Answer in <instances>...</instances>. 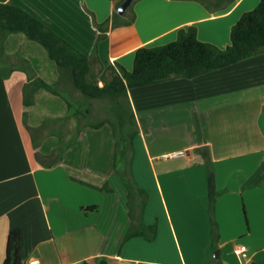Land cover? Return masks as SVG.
Segmentation results:
<instances>
[{"label":"crops","instance_id":"obj_1","mask_svg":"<svg viewBox=\"0 0 264 264\" xmlns=\"http://www.w3.org/2000/svg\"><path fill=\"white\" fill-rule=\"evenodd\" d=\"M123 1L0 3L26 10L86 56L94 53V65L105 69L116 63L128 71L137 49L168 44L188 26H195L199 41L225 49L231 27L259 3L234 0L209 11L196 0H135L133 21L127 24L132 16L127 9L119 15L120 25L112 27V15ZM106 20L105 36L98 40L96 25ZM0 48V59L10 63L5 67L0 61V264L12 231L19 232L20 264L32 259L42 264H264V170L259 169L264 53L194 79L128 90L138 128L131 175L136 189L146 194L143 224L155 225L156 233L152 241H125L131 207L114 171L110 125L76 132L66 102L45 89L34 93L33 105L24 106L29 74L67 100L62 89L72 86L44 48L23 33L7 35ZM76 133L61 158L52 155ZM202 148L208 149L215 174L217 260L207 168L197 152ZM177 152L185 155L174 157ZM133 200L137 204L140 198ZM238 246L246 248L245 259L236 258Z\"/></svg>","mask_w":264,"mask_h":264},{"label":"trees","instance_id":"obj_2","mask_svg":"<svg viewBox=\"0 0 264 264\" xmlns=\"http://www.w3.org/2000/svg\"><path fill=\"white\" fill-rule=\"evenodd\" d=\"M209 11L223 9L234 0H196ZM127 12L132 13V6ZM118 14L112 15V27L120 24ZM134 15L127 24L131 23ZM109 20L97 24L100 31L98 40L104 38ZM12 33H23L28 39L41 45L53 61L59 76L68 80L72 87L88 100L108 99L110 101L109 116L97 123L80 124L89 110L83 113L73 108L72 102L62 96L53 85L46 84L39 78H32L23 86V105H33L34 93L45 89L51 94L60 96L66 102L75 124L76 132L83 127L97 129L104 124L110 125L115 139L114 171L119 176L129 199V208L136 195L140 198L134 210L130 208L131 225L125 241L134 237H143L152 241L155 237V225H144L141 215L146 203V194L135 187L131 175L133 159V139L138 132L136 118L128 98V90L157 84L173 79H194L207 73L234 65L258 54L264 53V0L251 11L243 13L231 27L230 44L225 49L201 42L197 39L195 26H188L177 31L176 39L157 47H141L136 50L132 70L128 71L119 64L108 65V79L102 73L92 76V65L95 64L94 53L86 56L68 43L63 37L49 28L42 21L26 10L7 3H0V40ZM1 50V48H0ZM27 63V61L25 62ZM29 68L26 66L25 69ZM13 68L8 70V73ZM102 85L99 86L98 82ZM77 133L65 145H59L52 155L61 158L62 153L72 146ZM207 168L208 212L211 221V240L213 250L219 241L218 226L214 220L216 200L215 174L207 148L197 149ZM49 163V162H48ZM47 163V164H48ZM52 163V161L50 162ZM49 165V164H48ZM106 188V186H105ZM137 209V210H136ZM19 232L9 233L6 244V255L3 264H20ZM99 264V263H97Z\"/></svg>","mask_w":264,"mask_h":264},{"label":"rangeland","instance_id":"obj_3","mask_svg":"<svg viewBox=\"0 0 264 264\" xmlns=\"http://www.w3.org/2000/svg\"><path fill=\"white\" fill-rule=\"evenodd\" d=\"M0 61H4L3 59H0ZM4 66H9L10 63L8 62H3ZM104 74L105 78L108 79L110 76V72L98 67L96 65H92V71H91V75H97V79H99L100 74ZM64 82L66 85H70V83L68 82V80L64 79ZM98 85L101 86L102 83L99 81ZM72 86V85H71ZM70 88V86H69ZM63 91H65V95L66 97L69 99V101H72V105L73 108H77V110L81 113L84 112L85 109L89 110V114L88 116H86L85 119H81L80 120V124H86V123H97L107 117H110L109 115V106H110V101L108 99H101V100H88L86 98H84L78 91H76L73 87H71L70 89L63 87L62 89ZM260 170H264V160L262 161V165L259 168ZM259 170V171H260ZM237 177L241 176V174L239 172H237ZM131 203V207L135 208L136 204L133 200L130 201ZM135 205H133V204ZM214 252V251H213ZM213 256V253H212ZM238 259V257H236ZM231 259L234 261L235 260V256L232 255Z\"/></svg>","mask_w":264,"mask_h":264},{"label":"water","instance_id":"obj_4","mask_svg":"<svg viewBox=\"0 0 264 264\" xmlns=\"http://www.w3.org/2000/svg\"><path fill=\"white\" fill-rule=\"evenodd\" d=\"M135 0H124L119 6L116 8V13L120 16L124 15L126 10L133 4ZM213 258L218 259L219 258V249L214 250L213 252ZM99 264H106L104 260H102Z\"/></svg>","mask_w":264,"mask_h":264},{"label":"built area","instance_id":"obj_5","mask_svg":"<svg viewBox=\"0 0 264 264\" xmlns=\"http://www.w3.org/2000/svg\"><path fill=\"white\" fill-rule=\"evenodd\" d=\"M174 157H180V156H184L185 153L184 152H177L175 154H173ZM246 248L244 246H238L235 249V254L237 255V257H239L240 259H245L246 258ZM23 264H42L40 261L36 260V259H32L29 260L28 262H25ZM80 264H84V263H80Z\"/></svg>","mask_w":264,"mask_h":264}]
</instances>
